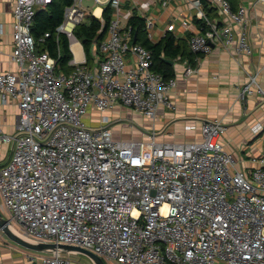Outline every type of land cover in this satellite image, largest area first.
I'll return each mask as SVG.
<instances>
[{
    "label": "built area",
    "instance_id": "obj_1",
    "mask_svg": "<svg viewBox=\"0 0 264 264\" xmlns=\"http://www.w3.org/2000/svg\"><path fill=\"white\" fill-rule=\"evenodd\" d=\"M51 0H16L12 59L17 71L0 72V99L18 102L10 159L0 164V209L24 234L39 240L77 244L120 264H264V148L250 169L236 165L222 137L227 125L206 119L202 137L167 142L154 130L148 139L116 138L110 116L97 126L85 115L130 106L155 118L178 80L152 68L153 52L134 40L129 18L136 10L153 39L151 4L169 0H91L102 13L74 0L57 28L70 39L73 69H57L49 50L39 51L32 32L37 8ZM196 9L200 30L191 35L195 52L210 54L237 42L251 54L248 7L208 0L228 21L208 15L203 0H183ZM264 1V0H257ZM112 9L100 59L89 65L74 51L77 24L92 15L105 22ZM138 9V10H137ZM171 22L169 27H174ZM104 28L105 25H104ZM103 28V29H104ZM50 32H46V36ZM197 71L186 65V75ZM264 93L257 74L240 97ZM263 123H255L257 132ZM0 229V242L3 239ZM42 264H76L70 254L47 253Z\"/></svg>",
    "mask_w": 264,
    "mask_h": 264
},
{
    "label": "crops",
    "instance_id": "obj_2",
    "mask_svg": "<svg viewBox=\"0 0 264 264\" xmlns=\"http://www.w3.org/2000/svg\"><path fill=\"white\" fill-rule=\"evenodd\" d=\"M143 1L145 0H138L139 8ZM231 2L235 7L241 4L248 7L249 38L253 47L251 54H239L235 41L227 50L220 46L215 47L210 54H203L193 64L187 58H175L171 64L174 66L178 84L169 93V103L160 106L155 118L130 106L105 111L92 106L85 115L86 122L97 126L106 114L110 116V126L116 138L148 139V133L155 130L157 139L175 142L200 139L203 121L219 119L227 125L222 140L225 149L234 154L236 165L250 169L257 164L253 158L259 157L264 148V93L255 92L243 99L240 91L253 74H257L264 87V1ZM15 5L16 0H0V72L17 71L19 67L12 59ZM212 6L214 9L210 17L213 20L219 23L228 21L219 7ZM96 8L100 14L104 5L98 4ZM149 11L155 19L152 29L155 41L160 40L168 30L178 37L193 35L200 30L196 9L183 0H169L166 4L157 1L151 4ZM171 22L175 25L170 28ZM99 47L94 48V60L88 62L90 66L100 59ZM82 54L86 55L81 43L78 56ZM188 63L196 67L197 71L186 75L184 71ZM19 112L17 101L3 103L0 99V126L5 133L15 132ZM258 122L263 123V127L255 132L252 125ZM12 152V142H0V164L6 163ZM3 215L8 218L6 213ZM2 235L0 264H42V256L48 252L27 248L6 234Z\"/></svg>",
    "mask_w": 264,
    "mask_h": 264
},
{
    "label": "trees",
    "instance_id": "obj_3",
    "mask_svg": "<svg viewBox=\"0 0 264 264\" xmlns=\"http://www.w3.org/2000/svg\"><path fill=\"white\" fill-rule=\"evenodd\" d=\"M73 1L51 0L45 6L38 7L32 26V32L38 41L39 51L49 50L50 54L57 59V69L66 73L73 69L70 60L74 54L69 37L66 33L59 32L57 28L64 21L66 7L71 5ZM203 4L208 15H210L214 7L208 0H203ZM111 15L112 9L107 5L104 9L105 22L92 15L87 21L77 24L74 29V34L84 46L88 62H93L94 48H98L106 36ZM199 23L201 24L200 20ZM129 25L133 28L134 40L152 50V68L162 72L166 77L175 76L174 66L166 58L173 60L179 57L187 58L193 64L198 57L204 54L191 49L189 39L192 34H188L186 37H178L173 31L168 30L160 40L151 39L148 37L145 18L136 10L129 18ZM46 32H50V35L46 36Z\"/></svg>",
    "mask_w": 264,
    "mask_h": 264
},
{
    "label": "water",
    "instance_id": "obj_4",
    "mask_svg": "<svg viewBox=\"0 0 264 264\" xmlns=\"http://www.w3.org/2000/svg\"><path fill=\"white\" fill-rule=\"evenodd\" d=\"M166 60L170 63H174L173 59L166 58ZM0 229L4 234H6L9 238L14 240L15 242L37 251L41 252H62L67 254H84L92 261L93 264H107L105 259L95 253L94 251L77 245V244H69V243H58V242H48L36 239L34 237L28 236L21 232L11 220L3 215V212L0 209Z\"/></svg>",
    "mask_w": 264,
    "mask_h": 264
},
{
    "label": "rangeland",
    "instance_id": "obj_5",
    "mask_svg": "<svg viewBox=\"0 0 264 264\" xmlns=\"http://www.w3.org/2000/svg\"><path fill=\"white\" fill-rule=\"evenodd\" d=\"M84 4L87 5V6H90V7H93L95 6L96 4H100V3H95L91 0H84ZM104 5V4H102ZM105 6V5H104ZM84 47V46H83ZM2 203V196L0 194V204ZM17 225V224H16ZM18 226V225H17ZM47 254V253H45ZM44 255V254H43ZM70 256L74 259L75 263L76 264H93L92 261L89 259V257H87L86 255L84 254H81V253H78V254H70ZM106 263L107 264H111L110 261H107L106 260Z\"/></svg>",
    "mask_w": 264,
    "mask_h": 264
},
{
    "label": "bare ground",
    "instance_id": "obj_6",
    "mask_svg": "<svg viewBox=\"0 0 264 264\" xmlns=\"http://www.w3.org/2000/svg\"><path fill=\"white\" fill-rule=\"evenodd\" d=\"M72 47L74 51L79 54L81 52V44L78 41H73Z\"/></svg>",
    "mask_w": 264,
    "mask_h": 264
}]
</instances>
